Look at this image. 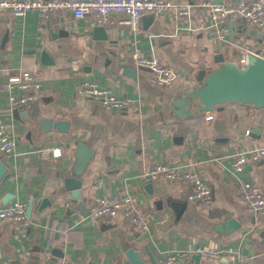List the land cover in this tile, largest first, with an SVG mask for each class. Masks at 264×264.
Here are the masks:
<instances>
[{
  "label": "crops",
  "instance_id": "crops-1",
  "mask_svg": "<svg viewBox=\"0 0 264 264\" xmlns=\"http://www.w3.org/2000/svg\"><path fill=\"white\" fill-rule=\"evenodd\" d=\"M174 1L193 6L186 23L144 15L137 32L65 12L41 22L35 12L0 9V124L10 126L15 144L9 155L0 150V206L25 202L29 219L24 228L0 226V264H161L195 248L219 255L190 253L187 264H264V215L246 208L231 169L235 154L264 147V66L256 72L245 63L264 64V38L231 19L220 40L200 6L208 0ZM136 48L175 78L153 82L136 65ZM234 70L243 75L240 85L229 78ZM255 72L257 82L244 80ZM20 73L42 87L15 89L17 97L34 96L14 105L2 83ZM84 82L130 102L107 110L79 93ZM53 146L63 150L58 161L49 155ZM158 163L196 168L210 202L188 201L187 183L148 178ZM240 178L264 192V158ZM124 196L147 230L122 215H92L99 199Z\"/></svg>",
  "mask_w": 264,
  "mask_h": 264
},
{
  "label": "built area",
  "instance_id": "built-area-1",
  "mask_svg": "<svg viewBox=\"0 0 264 264\" xmlns=\"http://www.w3.org/2000/svg\"><path fill=\"white\" fill-rule=\"evenodd\" d=\"M206 9L209 29L216 32L217 38L225 40L228 31L226 24L229 20H237L256 31H264V0H236L234 2L208 0L200 4ZM10 8L17 15H25L35 12L41 22H47L58 12H65L73 20L91 18L100 27L110 24H120L132 32L139 30V21L144 15L170 14L176 22L186 23L193 11V6L188 3L174 0H0V9ZM114 15L123 16L114 20ZM188 29V27L184 26ZM242 55L240 60H245ZM136 65L149 71L150 78L157 84H166L175 78V73L163 64L154 55H145L138 48L133 54ZM3 90L9 96L14 105L24 104L33 98L32 95L17 97L14 90H33L38 92L42 87L39 79L31 77L27 73L8 76L2 83ZM79 93L87 96L107 110H123L130 102L128 98H119L109 90L100 88L96 83L84 82L79 87ZM211 117H207L210 119ZM14 141L11 138L10 126L0 124V150L11 154L14 150ZM49 155L54 161L63 157V150L59 146L49 149ZM264 158V147L255 148L235 154L231 163V169L237 177L238 194L249 210L264 215V192L262 188L248 180L240 178L245 166L260 161ZM147 177L155 179L163 176L168 181H180L187 183L189 193L187 200L199 204H206L211 200V188L194 167L168 165L166 163L155 164L148 172ZM27 204L15 201L0 206V226L5 223H13L20 228L28 226L29 219L26 215ZM94 217L114 218L127 217L134 228L141 232L147 230L144 215L136 206L133 198L124 196L121 199L101 198L92 210ZM191 254L200 257H218V252L204 248H195ZM190 253L173 252L168 254L161 264H187ZM264 256V252H263ZM56 264H71L66 260H60ZM236 264H240L239 262Z\"/></svg>",
  "mask_w": 264,
  "mask_h": 264
},
{
  "label": "water",
  "instance_id": "water-1",
  "mask_svg": "<svg viewBox=\"0 0 264 264\" xmlns=\"http://www.w3.org/2000/svg\"><path fill=\"white\" fill-rule=\"evenodd\" d=\"M100 28H103V27H100ZM248 31L252 35L257 33L256 35H257L258 38H262V39L264 38V31L256 32L255 30H250V29ZM245 63L247 65L253 67L256 72L259 71L260 69H262L263 68L262 66H264V64H262L261 61H259V60L256 61L255 58H249V57L246 58V62ZM256 72L254 74H249L247 76V78L245 76L246 79H244V80H248L249 81L251 79H254V83L257 82V79H256L257 74H256ZM229 74L232 76V77H229V78H231V80H234L235 83L240 85L239 83H240V80H241V76H243L242 73L240 71L238 73V70H234L232 73H229Z\"/></svg>",
  "mask_w": 264,
  "mask_h": 264
}]
</instances>
